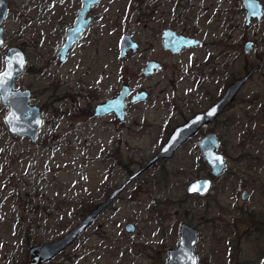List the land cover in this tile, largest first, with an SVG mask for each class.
Segmentation results:
<instances>
[{
  "label": "rangeland",
  "instance_id": "374dc122",
  "mask_svg": "<svg viewBox=\"0 0 264 264\" xmlns=\"http://www.w3.org/2000/svg\"><path fill=\"white\" fill-rule=\"evenodd\" d=\"M7 1L14 15L3 23L0 72L6 51L22 48L28 65L15 88L32 91L30 103L41 108L44 126L35 144L9 134L8 110L0 103V264H31L30 248L60 240L151 161L174 127L205 104L204 91L218 97L226 81L243 78L256 66L229 112L208 128L226 157L223 175L214 177L198 161L200 134L172 160H158L133 180L47 264H167L183 225L198 233V264H259L264 258V18L247 27L242 0H211L208 12L192 0L189 25L206 45L173 57L163 52L161 37L140 22V0H103L97 25L61 65L55 54L62 25L73 21L80 0H34L29 25L16 14L25 0ZM166 18L161 25H170ZM127 34L140 50L121 59ZM248 41L255 49L246 55ZM193 57L210 64L211 76L201 89L198 73L189 71ZM151 58L162 61L164 70L144 79L140 70ZM124 81L149 90L151 102L133 109L122 123L95 117L94 107ZM190 95L197 98L195 106L175 103ZM201 178L213 179L210 192L188 194V186ZM128 223L136 227L133 233L125 231Z\"/></svg>",
  "mask_w": 264,
  "mask_h": 264
},
{
  "label": "water",
  "instance_id": "95a60500",
  "mask_svg": "<svg viewBox=\"0 0 264 264\" xmlns=\"http://www.w3.org/2000/svg\"><path fill=\"white\" fill-rule=\"evenodd\" d=\"M84 8L78 14L74 26L68 30L65 43L59 50L58 57L60 63L66 61L69 51L80 41L88 26V20L84 19L89 10L98 4L101 0H83ZM243 8L246 14V26H251L253 21L262 22L264 17V5L259 0H242ZM8 8L4 0H0V45L3 43V27L2 22L6 19ZM164 49L173 53L180 52L183 48L196 46L199 41L178 36L173 31H166L163 35ZM255 42L248 41L244 46L246 55L254 51ZM120 56L124 58L129 51L137 53L139 45L134 42L130 35H125L120 44ZM27 60L24 53L18 48H11L5 58V68L0 72V101L1 105L8 109L4 122L7 126L9 134L17 138H27L32 144H35L44 125V118L41 108L31 105L32 91L16 89V80L24 75ZM160 68V64L151 62L145 68L146 76L154 75ZM259 67L256 66L251 72L243 78L235 80L229 85L225 94L211 107L203 113L195 115L185 124L174 129L169 136L167 142L161 150L149 161L145 166L135 172L128 181L118 189L114 190L106 201L95 207L81 223L71 230L68 234L61 237L60 240L45 245H37L30 249L32 255V263L37 260L42 262L51 261L59 254L69 248L90 226H92L99 216L113 203V201L125 191L127 186L137 177L143 174L147 169L151 168L158 160L164 159L170 161L174 158L176 152L187 143L189 139L194 137L199 128L213 123L232 103L235 97L240 93L242 88L255 75ZM130 94L128 86H124L120 95L116 98L106 101L96 107L95 115L97 117H105L115 112L119 120L125 119V99ZM147 92H141L135 101L146 100ZM220 140L215 134H210L199 143V147L203 154L205 162L211 170L214 177H220L227 169V161L225 155L219 152ZM212 187V180L209 178L200 179L191 183L187 188L190 195H207ZM242 199L248 198V192L242 193ZM136 227L132 223L125 226L127 233H133ZM198 242V233L195 229L188 225H183L180 229V242L177 249L170 250L167 264H198V255L195 252V245ZM261 264H264V260Z\"/></svg>",
  "mask_w": 264,
  "mask_h": 264
},
{
  "label": "flooded vegetation",
  "instance_id": "af4514ba",
  "mask_svg": "<svg viewBox=\"0 0 264 264\" xmlns=\"http://www.w3.org/2000/svg\"><path fill=\"white\" fill-rule=\"evenodd\" d=\"M4 1H5L6 5H7L8 13H7L6 19L2 22L3 43H2V45H0V47H3L5 45V37H4L5 30H4V26L3 25L8 21V19L11 17L12 14L14 15V13L12 12V5H11L10 1L9 2L7 0H4ZM210 1L211 0H198V6L200 7V9L202 11L208 12L209 9H206V4L208 2H210ZM223 1L224 0H220V2H223ZM102 2H103V0H101L95 6H93L89 10V12L86 14V16L84 17V19L88 20L87 29L85 30V32L83 34V37L80 39V41L69 51V53H68V55L66 57V61H65L66 64L70 62L71 57L73 56L74 52L77 50V48L80 45V43L83 42L86 39V37L88 36L89 32L92 31L93 28L97 25V22H98L97 9L99 8V6L101 5ZM170 5L173 6V8L170 11H168L167 7L170 6ZM220 5L221 4L217 5V3H216L215 7L219 6L221 8ZM32 6L35 8L34 0H25L19 6L18 12L16 13L17 17H20L21 20L23 19L24 22L27 25L31 24V22H32V18H31V13H32V8H33ZM194 6L195 5H194L192 0H140V4L138 5V8H137V13H138V17L140 19V22L143 24L144 28H146V29L150 28L152 33H153L152 34L153 36H158L159 35L161 37V46H162V48L164 50L163 52L166 55L173 56V57H178V56H181V55H183L185 53L196 51L197 49H200L202 47L204 48L205 45H206L205 41L200 39L199 32H197L195 29L191 28V26L189 25V19H191L190 14L192 13V10L195 9ZM77 7H78V9L76 11H74L73 15H72L73 18H74L73 21L71 23H68L67 19H66L64 21L63 25H62L61 33L63 34V41H62V44L59 46V48H58V50L56 51V54H55V58L58 60L59 64H61L60 63V58L58 57L59 50L62 47V45L65 43V40H66V37H67V34H68V30L71 29L74 26L75 21H76V19L78 17V14L83 10L84 1L80 0L78 2ZM22 10H24L26 12L23 13ZM132 14H133V12L130 11V15L129 16L131 17ZM165 16H167L165 22L166 23L170 22V25H168V26H167V24L161 25L162 20H163V18ZM216 17L218 18V16H216ZM245 18H246V14H245ZM169 30L175 32L178 36H184V37H188V38L197 40V41H199V44L196 45V46H191L189 48H183L178 53H173L171 51H167V50L164 49L163 35H164V33L166 31H169ZM127 35H130V34H127ZM131 38H132V36H131ZM133 41L137 42L134 39H133ZM137 44L139 45V50H140V44L138 42H137ZM11 48L20 49L24 53V55L26 57V60H27V65H28V59H27V56H26L24 50L22 48L18 47V46H13V47H10L6 51V54H5L4 59H3L4 68H5V58L7 56L8 51ZM139 50H138V52H139ZM130 53L131 54H136V53H133L132 51H129L128 54L124 58H121V56H120V58L121 59H126L130 55ZM151 62H155V63L160 64V68L157 70V72L154 75L146 76L145 73H144V70L148 66V64L151 63ZM27 65H26L25 70L27 69ZM61 65H63V64H61ZM209 65L210 64H208V62H205V63L201 62V61L197 62L195 60V57H193V61L191 62L190 66H189V71L192 72V73H193V71H196L198 73L199 78H201V81H199L198 84H197V88L198 89H201L202 86H204L205 81H207L208 78L211 76L210 74L206 73V69H207V67H209ZM163 70H164L163 62L160 61V60H157L155 58H151V59H147L145 61L144 66H143V68L140 71L142 72V76H143L144 79L151 80L152 78H154L158 74H160ZM222 70H224L223 67L221 68V71ZM234 81H232L229 84H227V81H226L225 82L226 83L225 88L220 92L218 97L212 96L211 94L209 95V94L206 93V91H204V95L203 96L207 95V97H206L207 101L205 102L204 105L203 104L200 105L198 110H195L196 107L193 108L191 110V116L189 118H187V120H185L182 124H185L189 119L193 118L195 115H197L199 113L206 112L211 107H213V105L225 94V92H226L227 88L229 87V85L232 84ZM124 86H128L129 89H130V94L125 99V119L124 120H119L117 118V115H116L115 112H112L111 114H109L108 116H105V117H97L95 115L96 107L98 105H100V104L105 103L108 100L116 98L118 95L121 94ZM144 91L148 93L147 99L146 100H142V101H135V99L138 97V94H140L141 92H144ZM237 97H238V95L235 97L234 101L232 103H230V105L227 107V109L219 117H217V119L213 123L200 127L198 132L196 133V135L187 141L186 144H188L190 141L194 140L197 136L199 137L200 134H203V136L199 138V141H198V143L196 145V149H195L196 156L198 157V161L200 163L208 166V164L205 162V160L203 158V154H202L201 149L199 147V143L201 142V140H203L208 135L215 134V133H208V128L211 125H213L214 123H216L220 118H222L224 115H226L229 112L230 108L233 106V104L236 101ZM152 99H153V96H152V94H151V92L149 90H146L144 88L137 87V86H132V84H130L129 81H124L119 86V88L117 90L116 89L114 90V92L112 93V96L110 98H108L106 101H102L101 103L97 104L94 107V116L97 117V118H111L112 120H116V121H119V122L122 123V122H124V121L129 119L131 111L133 109H136V108H138L140 106H144V105L149 104ZM182 99H184V100H182ZM195 99H197V98L192 96V95H190L187 99H185V98L176 99L175 103L182 104L181 108H183L186 104L191 105V106H195V104H196ZM201 102L202 101L198 99L197 103L201 104ZM0 103H1V101H0ZM175 108L178 111L180 110V108H177V107H175ZM182 124H179L176 127H178V126H180ZM121 125H123V124H121ZM137 127L140 128V125H137ZM176 127H174V129ZM174 129L172 130V132L174 131ZM172 132L170 133V135L172 134ZM215 135L217 136V134H215ZM186 144H184L182 147H184ZM163 145L161 146V148L163 147ZM220 145H221V143H220ZM220 145H219V147H220ZM161 148H160V150H161ZM160 161H164V160L160 159L158 162H160ZM165 161H167V160H165ZM158 162H156V163H158ZM201 179H203V178H201ZM209 179H212V178H209ZM212 181H213V179H212ZM212 187H213V184H212ZM212 187H211V189H212ZM263 260H264V258L261 260V262L259 264H261ZM49 262L50 261L42 262L41 260H37L35 264H47ZM31 264H33L32 260H31Z\"/></svg>",
  "mask_w": 264,
  "mask_h": 264
},
{
  "label": "bare ground",
  "instance_id": "6f19581e",
  "mask_svg": "<svg viewBox=\"0 0 264 264\" xmlns=\"http://www.w3.org/2000/svg\"><path fill=\"white\" fill-rule=\"evenodd\" d=\"M178 151H179V150H178ZM176 153H177V152H176ZM36 246H37V245H36ZM33 247H35V246H33ZM31 248H32V247H31ZM31 248H30V249H31ZM66 250H67V249H66ZM61 254H62V253H61ZM59 255H60V254H59ZM59 255H58V256H59ZM55 258H56V257H55Z\"/></svg>",
  "mask_w": 264,
  "mask_h": 264
}]
</instances>
